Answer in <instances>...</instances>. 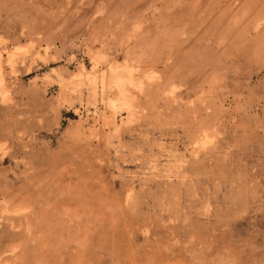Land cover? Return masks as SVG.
Segmentation results:
<instances>
[{"label":"rangeland","instance_id":"374dc122","mask_svg":"<svg viewBox=\"0 0 264 264\" xmlns=\"http://www.w3.org/2000/svg\"><path fill=\"white\" fill-rule=\"evenodd\" d=\"M0 264H264V0H0Z\"/></svg>","mask_w":264,"mask_h":264},{"label":"bare ground","instance_id":"6f19581e","mask_svg":"<svg viewBox=\"0 0 264 264\" xmlns=\"http://www.w3.org/2000/svg\"><path fill=\"white\" fill-rule=\"evenodd\" d=\"M9 263V262H8Z\"/></svg>","mask_w":264,"mask_h":264}]
</instances>
